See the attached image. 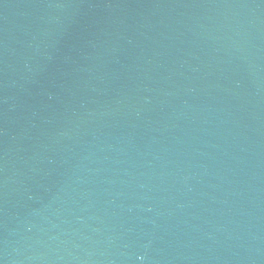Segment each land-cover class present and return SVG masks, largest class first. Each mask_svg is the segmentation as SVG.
Wrapping results in <instances>:
<instances>
[{"label": "water", "instance_id": "95a60500", "mask_svg": "<svg viewBox=\"0 0 264 264\" xmlns=\"http://www.w3.org/2000/svg\"><path fill=\"white\" fill-rule=\"evenodd\" d=\"M0 264H264V0H0Z\"/></svg>", "mask_w": 264, "mask_h": 264}]
</instances>
